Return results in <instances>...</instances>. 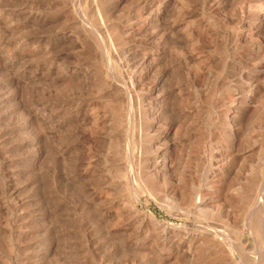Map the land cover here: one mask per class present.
Instances as JSON below:
<instances>
[{
  "label": "rangeland",
  "instance_id": "1",
  "mask_svg": "<svg viewBox=\"0 0 264 264\" xmlns=\"http://www.w3.org/2000/svg\"><path fill=\"white\" fill-rule=\"evenodd\" d=\"M0 8V264H264V0Z\"/></svg>",
  "mask_w": 264,
  "mask_h": 264
},
{
  "label": "bare ground",
  "instance_id": "2",
  "mask_svg": "<svg viewBox=\"0 0 264 264\" xmlns=\"http://www.w3.org/2000/svg\"><path fill=\"white\" fill-rule=\"evenodd\" d=\"M3 1V0H2ZM141 1V0H140ZM153 1V0H152ZM155 1V0H154ZM172 1V0H171ZM142 3V2H141ZM144 3V2H143ZM146 3V2H145ZM4 4V3H3ZM142 5H144V4H142ZM6 6V5H5ZM4 6V7H5ZM170 6V5H169ZM3 8V7H2ZM141 8V7H140ZM166 8V7H165ZM1 9V8H0ZM26 9V8H25ZM140 10V9H139ZM170 10V9H169ZM141 12H142V15H145L144 17H145V19L147 20V19H151V18H153V12L151 11V5H150V3H148L147 4V6H145L142 10H141ZM25 12H24V10L23 9H21V10H18L17 12H16V17L17 18H24V16H25ZM167 14V13H166ZM28 15V14H27ZM26 15V16H27ZM34 15V14H33ZM141 15V16H142ZM168 15V14H167ZM37 16V15H36ZM140 16V15H139ZM165 16V15H164ZM1 17H3V16H1ZM156 17V16H155ZM40 18V17H39ZM137 18H139V17H137ZM142 18V17H141ZM26 19V21L23 23V24H21V25H19V26H17V29L16 30H20V29H24V28H26L27 27V24L29 25V27L30 26H33V25H39V27L40 26H43L44 25V21L43 20H41V19H38L37 17L36 18H31V17H28V18H25ZM30 19H33V21L31 22V21H29ZM5 20V19H4ZM134 20V19H133ZM148 21V20H147ZM135 22V21H134ZM8 23V22H7ZM138 23V22H137ZM6 24V23H5ZM155 24V23H154ZM2 25V24H1ZM3 25H4V23H3ZM149 25V24H148ZM154 26V25H153ZM11 31L12 29H10L9 27H0V38L3 36L4 37V35L8 32V31ZM14 31V30H13ZM15 32V31H14ZM151 33V32H150ZM153 33V32H152ZM149 35V34H148ZM153 38V37H152ZM8 39V38H7ZM1 41V40H0ZM6 42V41H5ZM1 43V42H0ZM2 43H3V41H2ZM7 43V42H6ZM9 43H11V41L9 42ZM1 46V45H0ZM5 46V45H4ZM9 47V46H8ZM7 48V47H6ZM7 49H9V48H7ZM19 49V48H18ZM157 50V49H156ZM5 51V48H4V50L2 49V47L0 48V52L2 53H0V64H1V67H2V69L3 70H11L12 69V67L14 66V63H15V61H16V59H18V58H16V59H13L14 57L12 56V58H11V56L10 55H8V53L7 52H4ZM9 51V50H8ZM23 51V50H22ZM21 51V52H22ZM32 51V50H31ZM37 49H34L32 52H31V56L33 55V56H35L36 55V53H37ZM160 51V50H159ZM164 53V52H163ZM135 54V53H134ZM134 54H132V55H134ZM151 54H152V52H151ZM18 55V54H17ZM21 55V54H20ZM20 55H18V56H20ZM108 55V54H107ZM106 55V56H107ZM143 55V54H142ZM141 56V55H140ZM150 56V55H149ZM149 56H147V54L146 55H144L143 57H140L139 58V56H134L133 58H131L130 60H132V61H134L133 63L135 64V67L136 68H140V67H145V66H147V64H148V62L150 61V58H149ZM162 56H163V54H162ZM17 57V56H16ZM109 57H110V54H109ZM127 57V56H126ZM131 57V56H130ZM26 58V57H25ZM108 58V57H107ZM128 58V57H127ZM152 58V57H151ZM154 58V57H153ZM152 58V59H153ZM159 58H161V56L159 57ZM21 59H23V58H21ZM20 59V60H21ZM109 59V58H108ZM18 63V62H17ZM129 63V62H128ZM22 64V63H21ZM153 64H154V62H153ZM128 65H130V64H128ZM155 65V64H154ZM152 66V65H151ZM24 67V66H23ZM14 68V67H13ZM21 69H22V67H21ZM130 69H132L131 67H130ZM1 70V69H0ZM144 70V69H143ZM6 71H5V73H6ZM135 71V70H134ZM151 71V70H150ZM4 72V71H3ZM34 72V71H33ZM143 72H145V71H143ZM7 73H9V72H7ZM22 73V72H21ZM42 73V72H41ZM24 74V73H23ZM69 74L70 73H68L67 71H61L60 72V79H62V80H70V78H71V76H69ZM11 74H9V76H10ZM13 75V74H12ZM42 75V74H41ZM58 75V74H57ZM134 75H135V73H134ZM145 75H146V73H145ZM16 76V75H15ZM19 76V75H18ZM27 76H29V75H27ZM26 76V77H27ZM30 76H32V75H30ZM13 77V76H12ZM25 77V78H26ZM21 78V77H20ZM241 78V77H240ZM56 79V78H55ZM132 79V78H131ZM53 80V78H51V77H49V73L48 74H43V77H41V76H37V77H34L33 78V76H32V79H25L23 82H31V84H32V81H37L36 83H39V82H43L44 84V86L46 85V84H48V82L50 81L51 83L53 82L52 81ZM73 80V79H72ZM250 80V79H249ZM39 81V82H38ZM1 82V81H0ZM3 82V81H2ZM62 82V81H61ZM66 82V81H65ZM136 82V81H135ZM8 83V82H7ZM133 83V82H132ZM165 83V82H164ZM10 84L11 85H13L15 88H10V87H8V88H10V90H14V92H17V90H18V88L19 87H21V84H20V79H15V78H11V81H10ZM25 84V83H24ZM30 84V85H31ZM135 84V83H134ZM26 85H29V84H26ZM33 85H35V86H37V84H34L33 83ZM40 85H42L41 83H40ZM51 85V84H50ZM137 85V84H136ZM159 85V84H158ZM160 86V85H159ZM161 86H163V84L161 85ZM247 86V85H246ZM1 87V86H0ZM4 88V87H3ZM157 88V87H156ZM246 89V88H245ZM1 90V89H0ZM22 90V89H21ZM157 90V89H156ZM1 92H2V90H1ZM9 92V91H8ZM153 92V91H152ZM4 93H6V92H4ZM4 93L2 94V95H4ZM11 93H13V92H11ZM30 93V92H29ZM22 94V93H21ZM9 95H11L10 94V92H9ZM17 95V94H16ZM7 96H8V94H7ZM7 96H6V98H7ZM13 96H14V94H13ZM3 98H5L4 96H3ZM0 99H1V97H0ZM13 100V99H12ZM12 100H11V103H12ZM15 100H16V97H15ZM19 100V99H18ZM35 99H33V101H34ZM8 101V100H7ZM17 101V100H16ZM40 103V102H39ZM2 104H4V103H2ZM21 104V103H20ZM31 104V103H30ZM36 104V103H35ZM46 104V103H45ZM5 105V104H4ZM13 105V104H12ZM11 105V106H12ZM19 105V104H18ZM24 106V105H23ZM7 107V106H6ZM15 107L16 106H14V110H15ZM36 107V106H35ZM11 108V107H10ZM13 108V107H12ZM24 108H25V106H24ZM38 108V107H37ZM7 111H8V109H6ZM37 110V109H36ZM36 110H35V112H36ZM4 112H5V110H3ZM11 111V110H10ZM32 111V110H31ZM34 111V110H33ZM16 112V111H15ZM27 112H30V111H27ZM26 113V112H25ZM40 113V112H39ZM44 113H45V111H44ZM57 113V112H56ZM63 113V112H62ZM91 113V112H90ZM94 113V112H93ZM35 114V113H34ZM4 115H6V113H4ZM30 115H32V113L30 114ZM36 115V114H35ZM39 115V114H38ZM86 117H87V115H85ZM7 117V116H6ZM11 117V116H10ZM26 117V116H25ZM35 117V116H34ZM33 117V118H34ZM80 117V116H79ZM3 118L4 117H2V120H3ZM5 119V121H4V123L3 124H5V122H6V118H4ZM8 119H9V116H8ZM28 118H26V120H27ZM35 119V118H34ZM10 120V119H9ZM9 120H7V121H9ZM26 120H25V122H26ZM30 120V119H29ZM0 121H1V119H0ZM28 122V121H27ZM6 124H7V122H6ZM24 124V123H23ZM2 125V124H1ZM10 125V124H9ZM8 125V126H9ZM3 126V125H2ZM8 126H6V127H8ZM61 128V127H60ZM61 138V137H60ZM37 156V155H36ZM34 160H35V158H34ZM32 163H34V162H31V164ZM34 166V165H33ZM167 166V165H166ZM35 167V166H34ZM222 167V166H221ZM218 168H220V167H218ZM207 173V172H206ZM215 175V174H214ZM6 178V177H5ZM61 178V177H60ZM66 179V178H65ZM217 179V178H216ZM210 182V181H209ZM208 183V182H207ZM213 186V185H212ZM208 187V186H207ZM3 189V188H2ZM4 190L8 193L9 192V190H10V184L8 183V182H5L4 183ZM3 190V191H4ZM260 222V227H261V231H262V234L264 235V217H263V220H261V221H259ZM248 223V222H247ZM242 227V226H241ZM240 228V227H239ZM243 228V227H242ZM244 228H246V226L244 227ZM247 229V228H246ZM250 230V229H249ZM244 231V230H243ZM247 231V230H246ZM246 238V237H245ZM230 241V240H229ZM228 242V241H227ZM227 248H229V250H228V253H229V255H233L234 253H235V247L232 245V244H228L227 245ZM240 259V258H239Z\"/></svg>",
  "mask_w": 264,
  "mask_h": 264
}]
</instances>
